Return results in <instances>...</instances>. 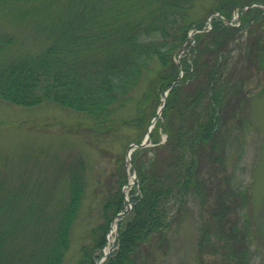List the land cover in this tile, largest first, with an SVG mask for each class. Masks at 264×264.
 <instances>
[{
    "label": "trees",
    "instance_id": "trees-1",
    "mask_svg": "<svg viewBox=\"0 0 264 264\" xmlns=\"http://www.w3.org/2000/svg\"><path fill=\"white\" fill-rule=\"evenodd\" d=\"M10 1L59 2L70 11L37 51L7 56L5 49L12 39L0 37L1 98L25 106L50 102L72 108L90 115L92 123L105 131L120 122L133 124L143 129L134 140L140 142L171 87L150 133L152 145L132 152L131 171L137 173L129 192L132 208L118 220V245L104 262L135 264L142 245L154 236L158 235L156 245L163 246L165 233L191 194L205 195L202 156L215 155L219 132L239 104L228 108L229 59L234 49L230 42L239 33L242 36L249 23L264 19V7L246 8L237 26L224 18L232 19L236 8L264 0H211L207 10L211 44L205 43L202 31L189 38L191 30L207 24L193 15L196 0H0V5ZM249 42L250 65L264 57V32ZM142 84L145 90L137 97L133 91ZM238 87L232 91L239 95ZM130 101L135 102L136 113L118 116L117 111ZM162 132L167 135L164 141ZM68 172V201L55 210L47 204L48 216L40 210L43 201L37 204L33 198L30 205H21L19 188L0 198V264H62L85 190L79 167L74 165ZM127 172L124 167L119 187L106 199L104 219L92 243L83 248L79 264H95L100 256L110 222L126 206L122 186L128 181ZM249 198L246 188H219L212 215L221 224L222 219L231 222L238 203L247 205ZM16 212L19 216L14 217ZM20 247L30 249L24 252Z\"/></svg>",
    "mask_w": 264,
    "mask_h": 264
},
{
    "label": "rangeland",
    "instance_id": "rangeland-1",
    "mask_svg": "<svg viewBox=\"0 0 264 264\" xmlns=\"http://www.w3.org/2000/svg\"><path fill=\"white\" fill-rule=\"evenodd\" d=\"M210 1L196 0L192 12L200 20L206 19V27L200 31L204 33L205 43L211 44L212 25L207 15ZM67 7L59 2L43 4L40 1H10L0 5V37L12 39L5 49L6 55L34 52L45 46L46 36L61 25L59 20L70 11ZM239 11L236 8L231 22L227 23L237 26ZM247 28L242 29V36L239 33L230 42L234 49L229 59L228 108L236 101L239 104L223 133L219 132L215 155L202 156L205 195L191 194L171 230L165 233L167 241L163 240L160 247L156 245L158 235L154 236L142 245L135 264H264V57L259 64L249 65L246 55L249 40L264 32V19L249 23ZM236 39L241 41L237 48ZM236 86H240L235 89L237 92L241 89L239 95L232 91ZM144 90L145 84H142L133 94L139 97ZM134 105L130 101L117 115L122 118L133 115ZM92 122L90 115L59 104L43 102L25 106L0 97V198L19 188L23 190L19 192L21 205H30L33 198L37 204L43 201L40 210L48 216L47 204L55 210L68 201L71 183L68 170L77 165L84 178L83 199L62 264H79L83 248L92 243L98 231L96 227L104 219L102 209L106 199L119 187L124 167L128 182H132L134 175L127 151L143 129L120 122L116 128L105 131ZM166 136L162 132L163 141ZM133 186H122L126 196ZM219 188H246L250 193L248 204L239 202L232 221L222 219L224 224L212 215L216 211ZM112 223L106 233L104 249L107 250L108 242H116V228ZM42 230L40 225L38 231ZM20 249L25 252L30 248ZM103 261L100 257L95 260L97 264Z\"/></svg>",
    "mask_w": 264,
    "mask_h": 264
},
{
    "label": "water",
    "instance_id": "water-1",
    "mask_svg": "<svg viewBox=\"0 0 264 264\" xmlns=\"http://www.w3.org/2000/svg\"><path fill=\"white\" fill-rule=\"evenodd\" d=\"M249 5H252V4H249ZM249 5H247V6H249ZM242 10H244V8H243ZM194 31H195V30H194ZM162 107H163V106H162ZM162 107L160 108L158 115L161 113ZM158 115H157V116H158ZM149 131H150V128H149ZM149 138H150V134H149V132H148L147 136L145 137V139H144L141 143H133V144H131L130 147H129V150H130L131 148H133V147H137V146H145V145H147V142H148ZM129 209H130V203L128 202V206H127V208L125 209V211L127 212ZM120 214H122V212H120L118 215H120Z\"/></svg>",
    "mask_w": 264,
    "mask_h": 264
}]
</instances>
